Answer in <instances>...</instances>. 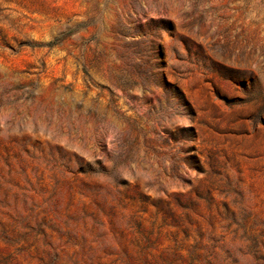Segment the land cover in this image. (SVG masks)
<instances>
[{"label": "rangeland", "instance_id": "obj_1", "mask_svg": "<svg viewBox=\"0 0 264 264\" xmlns=\"http://www.w3.org/2000/svg\"><path fill=\"white\" fill-rule=\"evenodd\" d=\"M0 264H264V0H0Z\"/></svg>", "mask_w": 264, "mask_h": 264}]
</instances>
